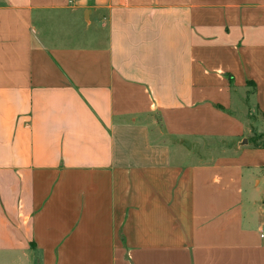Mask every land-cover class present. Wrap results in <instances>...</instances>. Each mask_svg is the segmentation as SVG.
<instances>
[{
    "label": "crops",
    "instance_id": "obj_1",
    "mask_svg": "<svg viewBox=\"0 0 264 264\" xmlns=\"http://www.w3.org/2000/svg\"><path fill=\"white\" fill-rule=\"evenodd\" d=\"M0 264H264V0H0Z\"/></svg>",
    "mask_w": 264,
    "mask_h": 264
},
{
    "label": "rangeland",
    "instance_id": "obj_2",
    "mask_svg": "<svg viewBox=\"0 0 264 264\" xmlns=\"http://www.w3.org/2000/svg\"><path fill=\"white\" fill-rule=\"evenodd\" d=\"M262 142V141H261Z\"/></svg>",
    "mask_w": 264,
    "mask_h": 264
}]
</instances>
